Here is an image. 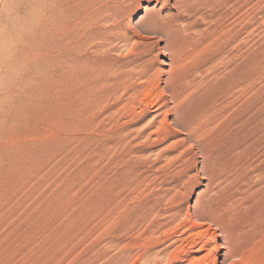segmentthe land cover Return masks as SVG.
<instances>
[{"label":"rangeland","instance_id":"1","mask_svg":"<svg viewBox=\"0 0 264 264\" xmlns=\"http://www.w3.org/2000/svg\"><path fill=\"white\" fill-rule=\"evenodd\" d=\"M175 1L0 0V264H166L145 262L140 253L157 240L151 254L182 242L191 222L219 232L195 212L206 216L232 168L251 175L241 176L251 184L264 173V14L251 7L257 0L238 13L217 6L190 18ZM237 14L243 32L237 49L225 51L239 54V71L233 60L219 61L213 40ZM93 43L97 51L89 54ZM174 47L184 55L176 62L182 72L204 53L214 74L238 71L239 86L215 107L237 114L239 125L191 122L187 107L195 100L173 107L165 79ZM81 65L86 77L77 78L72 69ZM129 73L134 80L120 81ZM162 183L173 189L171 200L156 205ZM169 206L179 217L149 238L145 228L166 220ZM148 209L163 213L140 219Z\"/></svg>","mask_w":264,"mask_h":264},{"label":"bare ground","instance_id":"2","mask_svg":"<svg viewBox=\"0 0 264 264\" xmlns=\"http://www.w3.org/2000/svg\"><path fill=\"white\" fill-rule=\"evenodd\" d=\"M176 1H177L178 5L179 4L181 5L180 7L183 8V11L187 12V14H188L187 18H190L192 16V14L194 12L197 13L199 9H209V11L208 10H206V11L210 12V10H212L211 12L216 13V12H214L215 11L214 9L217 6L218 7L222 6V8L223 7H229L231 9L232 13H238V11H240L242 6L245 3L249 2L250 0H235L234 2L232 1V3L229 0H176ZM176 1H175V3H176ZM260 2L263 3L261 0H260ZM188 5H191V7H190L191 10H190V8H188L189 7ZM263 5H264V3H263ZM251 7H255L254 10L256 9V11L258 10V12L262 11L263 13L261 12V14H264V8L261 6V4H259L258 0L255 1L254 6H251ZM186 8H187V11H186ZM177 9L179 10V7ZM188 9L190 12H188ZM226 10H228V8ZM254 10L252 9V11H254ZM199 11H201V10H199ZM180 12H181V10H180ZM202 13H204V12H202ZM197 14H198L197 16L201 17L199 15V13H197ZM200 14H201V12H200ZM227 14L230 15V13H227ZM227 14H225V16ZM254 15H256V13ZM212 16L214 17V15H212ZM212 16H210V18ZM237 16H238V14H237ZM196 17H195V19H196ZM241 17H242V15H241ZM175 18L177 20V17H175ZM224 19H226V18H224ZM176 20L174 22L177 23ZM216 20L218 21V19H216ZM249 20L251 21V24L254 22L253 17H252V19H249ZM178 21L180 22V20H178ZM183 21H184V19H183ZM188 21H190V20H188ZM223 21H225V20H223ZM234 21L236 24L233 22L234 24L233 25L231 24L232 26L227 25L226 28H221L219 30V32H217V36H215L216 38L214 37L213 40L215 43H217L216 45L218 47V50L215 53H217L216 56H218L220 58L219 61L225 63V61L227 62L228 60L231 59V60H233L232 63L234 64V67L232 66L234 68L233 70L238 69V71H239V65L240 64L237 62V56L239 54L237 52L233 53L232 50H228V52L230 51V53L225 51L228 46L232 47V45H233V48L235 47V43H237L239 36L243 32L242 30L237 28V25L244 22L245 21L244 18L241 19L238 16ZM187 23H189V22H187ZM244 27H246V26H244ZM218 28H219V26H218ZM179 29H181V28H179ZM182 29H184V28H182ZM168 30H169V28H168ZM189 30H191V29L189 28ZM163 31H165V30H163ZM176 31H178V30H176ZM191 31H194V30H191ZM245 31H246V28H245ZM209 32H211V30ZM175 34H177V33H175ZM182 34H183V32H182ZM194 35H192V36H194ZM207 35H209V34H207ZM178 36H179V34H178ZM171 37H172V35H171ZM188 37H187V40H188ZM207 37H204V38L206 39ZM183 38L186 39V37H183ZM189 40H190V38H189ZM178 42H176V44H178ZM183 42H182V44H183ZM204 42H206V41H204ZM214 42H212L211 44H213ZM208 43L209 42H207V44L205 43L206 46L201 48V50L204 48L206 49V47H209ZM95 44L93 43L87 47V50L91 52L89 54H92V53H94V51H97L95 49H97L98 46ZM187 48H188V46H187ZM235 48L237 49V47H235ZM174 49H176V48L174 47ZM190 49H191V51H190ZM190 49L188 51H190V53H191L193 48H190ZM205 49H204V51H205ZM181 51L179 50L177 52V49H176V53L174 50V53L170 54L171 55V59H169L170 70L168 69L169 74L166 75L167 78L165 79V88L172 91V93H173V101H174V104H172L173 107L174 108L182 107V104H183V102L181 104L182 99L183 100L184 99H187V100L190 99L189 101L195 100L193 105L189 104L187 107V109H188L187 113H188V116H189V119L191 120V122L198 120L197 122L200 121V122H205L206 124H221L222 125L221 127L226 125L229 128H230V126L236 127V125H239L238 124L239 123L238 122L239 117L237 116V114H233L232 116H230V115L225 116V115H222L221 113L218 114V111H216V107H215L216 101H219V100L222 101L229 89H232L234 91L235 89H237V86H239V85H237V84H239L238 83V81H239L238 80L239 79L238 71L233 73L234 71L232 72V68H231V69H229V70H231L230 72L233 73L231 75H229L228 72H225V73H227V75L222 73V72H218V73H221V74H219L221 77L218 76L217 73L214 74L209 69L210 68L209 63H208V60H206V57L204 56L205 53H204L202 56V59L199 58L200 61L197 59V61H193L191 63V65H189L190 68L189 67L187 68V70H189V71L188 72H187V70L185 71L187 73H185L184 71L182 72V71H180V69L182 68V66L185 67V65L176 66V62H178V60L183 61L182 57L184 55ZM230 54L232 56L229 58ZM186 55H188V54H186ZM85 60H87V59H85ZM194 60H196V59L194 58ZM184 64H186V63H184ZM132 67H134V66H132ZM137 67H135L134 70H136ZM83 68H85V67H82V65H81L80 67H77L76 69H72V70H74V72H72V73L75 75H78L77 78H79V76H83V74L85 73V70H83ZM114 68H116V67H114ZM114 68H112V69H114ZM139 69H141V68L139 67ZM69 70H71V69H69ZM81 71H82V74H81ZM137 71H136V74H137ZM142 71H141V73H142ZM118 72H119L118 70H117V72L116 71L111 72L112 73L111 75H113V77H115L114 80L116 82L119 80V78H117V76H115V75H118ZM126 72H127V70H126ZM130 72H134V71H130ZM142 75L144 76L143 73H142ZM142 75H140V76L138 75L139 77L136 75L135 76L140 78ZM211 75H212V78L210 77ZM84 76H85V74H84ZM130 76L133 77V75H130V73H129V75H123V78H121L122 80H120V81H124V82L126 81L127 82V80L130 78ZM91 77H89V78H91ZM213 78L215 80L214 82H212ZM108 79H109V77H108ZM108 79H106V80H108ZM130 79L134 80V77L130 78ZM110 80H113V79H110ZM110 80H108V81H110ZM196 81H197L198 85L204 86L203 87L204 89H201L200 91H196V89H195L196 84H197ZM211 82L213 85L211 84ZM112 83H114V82H112ZM214 83H215V86L218 85L217 91L215 89L216 87L214 86ZM117 84H119V83H117ZM114 85H115V83H114ZM126 85H127V83H126ZM211 85H212V87L214 86L215 88L212 89ZM114 89L117 90V88H114ZM134 90H132V91H134ZM157 90L161 91L162 89L160 90L158 88ZM226 90H227V92L225 93ZM134 92H138V91H134ZM159 93L162 94V92H159ZM190 103H192V102H190ZM217 104H218V102H217ZM176 111H177V109H176ZM221 112H223V111H221ZM223 114H224V112H223ZM223 128H227V127H223ZM223 128H221V130ZM229 128H227V129H229ZM237 128L239 129V127H237ZM232 129H231V131H232ZM223 131H225V130H223ZM228 131H230V130H228ZM231 131L229 132L228 137L232 136ZM226 133L227 132H225V134L224 133L223 134L226 135ZM143 136H145V135H143ZM236 157H238V155ZM233 160L237 164L238 161L236 162L235 157L231 160L230 163H232ZM228 166H229V163H228ZM228 166H227V169L229 168ZM231 167H232V165H231ZM233 167H235V166H233ZM235 168H232V170L229 171L231 173V176H229L230 174L228 173L229 179H227L228 181L226 182V185L223 186V188L221 190V191H223V189H224V191H226V192L223 193V195L221 196V194H220L221 191H220V193H219L220 197L219 198L215 196V198L210 199V201L207 203V205H206V208H207L206 216L203 213L199 214L198 211L195 212V216H194L195 219L207 220L210 223L211 222L214 223L215 228L217 226L219 232L216 233V231L215 232L212 231V233H209L208 227L207 228L203 227L201 222L199 224H197L195 222H191L192 219H191V217H189L188 223L191 222L192 224L189 223V225L186 227L187 229L189 228V230L185 232V234H184L185 236L183 237L182 242L180 241V243L178 242L179 243L178 244L177 242L173 241L171 244H168L167 246H165L161 249L158 248L157 250H154L153 253L151 254V250L157 246L158 242H160L157 240V241H155L154 246L153 245L147 246L143 251H141L140 257L145 262L149 261L151 263H159L161 261H165V262H167L166 264H176L183 257H185L186 261H189V264H264V178L262 177L264 173L262 174V176L260 175L261 177L258 175L259 179L256 180V183L251 184L248 181V179L251 178L250 177L251 175L250 176L248 174L245 175L243 171H242L243 173L241 172V175H240V173L237 174L236 171H235V175H233L234 173L232 174V172H234L233 169H235ZM239 169H236V170L240 171ZM242 175H245V176L248 175L249 178L247 179L248 176L247 177L243 176L244 178H242V179H245V181H244L241 179ZM253 181H255V180H253ZM156 190H157L155 193V196H156L155 204L156 205L160 204L164 201L166 203L170 202V200H171L170 196H171V192L173 190L172 188L168 187L167 184L162 183L161 185L158 186V188ZM112 206H109V207H112ZM144 207H145V205H144ZM149 208H150V206H149ZM113 209H115V207H113ZM146 209H147V207H146ZM140 210H141V208H140ZM112 212H114V211L112 210ZM112 212L110 211V213H112ZM161 212L162 211H158V210L155 211L154 209H148L147 211L143 212L144 215L141 214L140 212H138V213L141 214L140 219L148 221V219L151 216L153 217V215H155L154 218H158L163 213V212L162 213ZM166 212L170 213L169 216H167V219L165 218L166 220H162L164 218L154 219V220H152V223H154V226L153 225L149 226V224H148V226L145 228V229H147L146 232L148 231L147 236L149 238H151L152 236L155 237L156 234L158 235L159 231L162 228L169 227L170 224L173 223V221L179 217V216L177 217V214H175V212L173 211V207L170 208V206H169V209H167ZM117 214L118 213H115V215H116L115 217H117L119 215V214L118 215ZM111 215L114 216V214H111ZM135 216H136V214L134 215V217ZM137 216H139V215H137ZM137 218H139V217H137ZM137 218H135V219L139 220ZM116 219L113 218V220H116ZM131 219L132 218H129V222L132 225L133 222H131ZM139 221H141V220H139ZM139 221H137L136 226L138 225ZM115 222H117V220ZM108 223L109 224L111 223V219H110V221H108ZM135 223L136 222H134L133 225H135ZM128 225H130V224H127V226ZM107 226H108V224H107ZM112 226H113V224H112ZM112 226H111V228H112ZM127 226H126V228H127ZM126 228H125V230L127 231ZM109 230H111V229L109 228ZM216 239H220V241H222V243L219 246L216 244L211 246L210 242L211 241L215 242ZM191 250H192V252H196V253L203 252V254L201 253L202 255L199 257H197L195 255L192 256L191 254H189V253H191V252H189Z\"/></svg>","mask_w":264,"mask_h":264}]
</instances>
